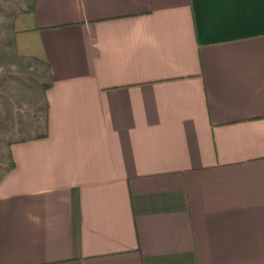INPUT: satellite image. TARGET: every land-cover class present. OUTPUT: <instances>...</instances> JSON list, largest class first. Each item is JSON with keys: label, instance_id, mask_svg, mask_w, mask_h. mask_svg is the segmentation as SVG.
Masks as SVG:
<instances>
[{"label": "crops", "instance_id": "obj_1", "mask_svg": "<svg viewBox=\"0 0 264 264\" xmlns=\"http://www.w3.org/2000/svg\"><path fill=\"white\" fill-rule=\"evenodd\" d=\"M47 135L10 146L0 264H264V0H36Z\"/></svg>", "mask_w": 264, "mask_h": 264}, {"label": "rangeland", "instance_id": "obj_2", "mask_svg": "<svg viewBox=\"0 0 264 264\" xmlns=\"http://www.w3.org/2000/svg\"><path fill=\"white\" fill-rule=\"evenodd\" d=\"M31 2L0 0V179L9 171L10 142L42 132L45 125L47 67L17 47L18 30L31 25L26 13Z\"/></svg>", "mask_w": 264, "mask_h": 264}, {"label": "trees", "instance_id": "obj_3", "mask_svg": "<svg viewBox=\"0 0 264 264\" xmlns=\"http://www.w3.org/2000/svg\"><path fill=\"white\" fill-rule=\"evenodd\" d=\"M35 4H36V0H32L31 5L28 8V10L26 9V13H28L30 16L31 25L27 29L21 28V30L19 29L20 31L18 30V33L19 32H21V33L17 36V47H18V50L22 54H27L29 57L36 59L37 61L41 62L42 64H44L47 67L48 81L44 84V91H46V89L51 85V74H50V68H49L46 52H45L43 45H42V41H41L40 36L38 34L37 28L34 27L33 22H32V18L34 16V12H35ZM22 21H24L23 18H22ZM24 34H25V37H23ZM47 106H48V102H47V99L45 96L46 116H45L44 130L42 132L36 133L34 135V137H44L47 135V125H48ZM28 137H32V135L28 136ZM28 137H26V136L25 137L24 136L19 137L16 140H12L10 142L9 149H8L9 169L14 167V165H15V162H14V159L12 157L11 150H10L11 144L14 142H18V141H24V140L28 139Z\"/></svg>", "mask_w": 264, "mask_h": 264}]
</instances>
